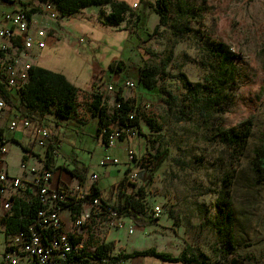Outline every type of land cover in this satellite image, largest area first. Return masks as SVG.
Instances as JSON below:
<instances>
[{
    "label": "rangeland",
    "instance_id": "obj_1",
    "mask_svg": "<svg viewBox=\"0 0 264 264\" xmlns=\"http://www.w3.org/2000/svg\"><path fill=\"white\" fill-rule=\"evenodd\" d=\"M103 12L108 13L109 7L100 6L98 11L101 28L110 25ZM154 16L148 18L150 31L156 26ZM135 38L138 41L124 48L119 61L124 59L126 68L131 64L157 66L160 89L144 92L136 84L125 88V97L137 96L142 106L145 135L138 136L135 150L139 155L168 153L143 201L150 208L162 206L160 220L183 223L189 234L195 233L194 240L209 250L211 261L221 259L224 250L232 253L230 242L241 254L261 256L264 181L255 180L251 162L254 149L264 145V0H172L169 23L160 33L147 42ZM120 50L112 49L110 57ZM119 61L110 66L124 84L132 76H125ZM113 85L114 91L107 95L112 101L118 88ZM91 91L81 93V103L90 98ZM115 104L111 103L110 110ZM246 122L252 130L245 148L228 147L222 132ZM56 131L57 137L65 138L60 159L75 155L83 162L79 165L88 167V175L100 173L102 187L109 189L124 176L127 155L122 150L111 156L106 151L94 153L98 141L91 127L69 124ZM114 157L117 164L111 163ZM102 159L108 164L101 165ZM226 185L230 188L227 194ZM108 232L100 234L106 237ZM118 234L115 249L122 253L157 248V233L143 235L136 228L129 234L118 228ZM0 241L3 243L1 234ZM237 264H264V257L259 262L243 259Z\"/></svg>",
    "mask_w": 264,
    "mask_h": 264
},
{
    "label": "crops",
    "instance_id": "obj_2",
    "mask_svg": "<svg viewBox=\"0 0 264 264\" xmlns=\"http://www.w3.org/2000/svg\"><path fill=\"white\" fill-rule=\"evenodd\" d=\"M118 1L127 3V5L133 10L137 11L144 10V8L147 7L146 3L156 2V0ZM46 2H51L56 6L51 0L0 1V27L4 22L2 17L4 12L11 10L17 11L20 9H27L29 12L31 10H36L34 13L30 12V14L37 26L47 27L43 28L47 32V44L31 58V63L33 65L62 74L68 81L83 90L82 93L90 92L92 90L93 82L98 77H104L109 83H120L122 77L117 78L116 71L110 65L121 59L120 54H124V48H128L129 45H134L135 43L134 39L137 31L136 27L129 22L130 16L126 17L120 25H102L103 28H101L97 25V16L100 6L93 4L82 8L80 12L78 11L75 13L76 15L73 14L69 16H63L58 10L60 15H58L57 18H51L44 9ZM134 3H138L137 8H133ZM108 7L110 11V6ZM146 12L149 13V18L157 13L153 11L150 12V8L148 7L146 8ZM154 17V21L157 19L156 25L159 24L160 16L159 18L156 15ZM147 27L148 29L150 28V26ZM119 47L121 48V52L119 54L115 52L112 57H110L112 49L116 50ZM106 73L109 74L111 78L106 76ZM120 73L122 74L121 71ZM121 83L123 84V82ZM14 94L17 95L16 93ZM112 100L113 99H108V97L105 98V103L108 107V114H111L112 111L110 110L111 103L112 105L116 103V100ZM78 103V110L70 118L61 119L56 115L55 111H50L48 113H33L31 116L32 118L28 117L32 123L30 128H24L19 125L15 131L9 129V124H11L16 117L15 113L10 110L11 108L8 104L5 108L0 109V133L4 138L3 141L8 146V153L3 156L5 166L9 170L8 172L12 173V175H22L23 170L21 169V163L25 160L32 166L50 167L55 170L51 181V187L53 189L76 190L79 187H89L90 175L87 176L85 185H81L79 179L71 174L70 170L74 168L75 163L83 164V162H80L75 155H72L73 157L70 158L64 157L63 159H60V157H54L55 150L59 151L61 154L60 148H62V141L65 139H62L60 136L57 137L58 131H56V129L57 127H60L61 130H63V128L69 126V124L75 125L76 128H85L87 126L92 128L94 136L98 141V146L94 153H97L98 151H106L107 154L111 156L116 150H122L126 154L125 148L128 143H131L134 148L135 146L137 147L140 142L137 139L138 137L131 138L130 140L122 139L116 144L111 154L110 150L107 151L105 149L104 140L98 132L100 122L99 116L95 115L93 112L92 96L86 99L85 103H81V100H79ZM40 126L49 128L52 134L49 141H47V146L45 148L41 147L37 149L36 133ZM53 126L55 131H53ZM100 139L101 142L99 141ZM74 146H76V144H74ZM125 164L127 170V161ZM95 172L98 173L99 176V180L95 184V187L99 188L103 199H105L107 203L112 204L115 199L114 191L116 188L114 186L124 178L126 172L124 176L114 182L109 189L102 187L100 184V173L97 171ZM26 193L27 192L22 193V195H25ZM73 199L74 201H79L77 192ZM90 199L89 196L88 200H86L87 202H82V204L79 205H74V203L69 202L64 206L62 214L66 225L72 220V212L79 211L83 206L88 205ZM129 221L132 223L131 220ZM176 223L177 222L172 219L165 220V222L159 220L154 226L151 225L138 228L136 225V228L142 232L143 235H155L154 233H157L156 236L158 243L155 246L159 248V250L166 251L174 256L181 254L187 245L199 247L201 250L209 254L207 248L194 240L193 236L195 233L192 235L189 234L183 223H179L178 225ZM97 227H99V229ZM103 230L110 232H108V236H103L104 238L101 236ZM119 237L118 228L109 227L105 217H95L88 222L87 234L84 236V240L86 241L89 252H93L96 250V246L101 242L114 241L116 243V241L118 242V240H120ZM160 240L162 242V247L159 245V243H161ZM115 248L110 254H120V256L129 254L125 251L123 253L117 251ZM134 251L139 250H136L135 248L130 251V253H133ZM124 264H183V262H169L152 255H147L130 257L125 260Z\"/></svg>",
    "mask_w": 264,
    "mask_h": 264
},
{
    "label": "trees",
    "instance_id": "obj_3",
    "mask_svg": "<svg viewBox=\"0 0 264 264\" xmlns=\"http://www.w3.org/2000/svg\"><path fill=\"white\" fill-rule=\"evenodd\" d=\"M9 1V0H0ZM63 16H69L77 13L82 8L95 4L96 6H110L108 13L103 12L105 22L110 25H120L126 17L130 16V23L136 27V35L142 42L154 38L160 33L162 26L169 23L170 18V2L172 0H156L153 3H146L150 8V12H157L160 16L159 24L152 31L148 29L149 13L144 10H133L127 3L118 0H51ZM36 10H31L34 13ZM135 43L138 41L134 39ZM170 61H166L164 68L169 65ZM124 60L119 61L118 66L125 72V76H132L136 86L142 91H160L157 89L156 76L158 74L157 66L129 65L125 66ZM112 67V66H111ZM118 86L116 92V104L111 114H108V107L105 103L103 94H97L92 90V106L95 115L99 116L100 127H98L99 135L102 136L104 144H108V133L103 130L110 131L111 127L116 125L135 126L139 136L145 135L141 125V102L136 98L125 97V83L116 84ZM83 90L71 83L60 73L46 70V68L33 65L30 69V77L25 87L17 95L14 94L5 84L0 82V96L6 101L11 108L10 110L19 117H31L33 113H48L55 111L56 115L61 119H67L73 116L78 110L79 96ZM32 118V117H31ZM252 126L249 122L242 123L237 127H232L229 130L222 132V140L228 147H238L244 149L247 145L248 137L251 135ZM168 153L166 150L154 153L142 154V170L139 178V183H132L128 179L130 168L126 170V174L114 187L116 190L115 199L112 202L113 207L120 213L121 216L129 219L138 227H147L156 225L159 218H153L148 215L147 209L150 208L143 201L147 186L153 180V175L161 166L163 160L166 159ZM252 170L256 176L257 182L264 181V145L258 146L253 151L251 162ZM71 174L79 179L81 185H85L89 173L88 167L85 165H74ZM148 173V175H147ZM147 175V177L143 176ZM114 190V188H113ZM229 186H225V194L229 193ZM26 193L23 196L16 198L13 205V215L1 221L6 228L8 234H14L21 230L28 229L37 215V210L40 208V202L37 200L27 201ZM91 199L101 198L104 202L99 188H94ZM107 203V202H106ZM66 206V204H64ZM114 241L101 242L96 246V250L89 252L87 249L82 255L72 257L69 264H110L105 263L103 259L110 257V253L115 248ZM230 247L233 250L231 253L224 250L217 262L211 261L209 254L201 250L199 247L187 245L184 251L178 256H174L166 251H158L155 247H150L144 251H134L133 253L118 255L121 264L130 257H139L152 255L162 260L169 262H183V264H237L239 260H250L259 262L264 257V249L261 251V256L256 257L255 254L249 252L241 254L235 250V245L230 242ZM234 255V258L231 256Z\"/></svg>",
    "mask_w": 264,
    "mask_h": 264
},
{
    "label": "built area",
    "instance_id": "obj_4",
    "mask_svg": "<svg viewBox=\"0 0 264 264\" xmlns=\"http://www.w3.org/2000/svg\"><path fill=\"white\" fill-rule=\"evenodd\" d=\"M138 3L133 4L137 8ZM45 11L51 18H57L59 11L57 7L46 2ZM3 25L0 27V82L10 90L18 94L25 87L30 77V69L33 64L31 58L46 46V36L42 35L44 26H37L27 9L11 10L2 14ZM135 87L133 80H127L125 88ZM114 85L104 77H98L93 82L92 90L97 94H103L104 98L114 91ZM6 101L0 98V109L5 108ZM30 128L32 125L28 117L16 116L9 124V129L15 131L18 126ZM108 133V151L114 148L120 140H130L139 136L135 126L116 125L111 127ZM51 131L45 126H40L36 133V144L46 147L51 138ZM0 133V264H69L70 259L82 255L87 251L84 236L87 234V225L95 217H105L109 227L125 228L129 234L135 232L134 223L127 222V218L113 207L112 204L104 202L101 198L90 199V203L83 206L79 211L72 212L69 229L66 228L63 217L64 204L69 202L74 205L87 202L92 194L95 184L99 180L98 173L90 175V186L78 189L59 190L51 187V181L55 170L50 167H37L22 161V175H12L5 166L4 157L8 153V146L3 141ZM127 164L130 168L128 179L132 183H139L142 170V155L135 150L131 143L125 148ZM54 157H61L60 152L55 150ZM117 157L112 158L111 163L117 164ZM101 165L108 162L100 161ZM28 193L27 201H39L41 204L37 215L28 229L14 234H8L2 225L3 219L13 215V205L16 198ZM77 192L79 201H74ZM163 211L162 206L147 209L148 215L159 218ZM119 254H110L103 259L105 263L121 264Z\"/></svg>",
    "mask_w": 264,
    "mask_h": 264
},
{
    "label": "bare ground",
    "instance_id": "obj_5",
    "mask_svg": "<svg viewBox=\"0 0 264 264\" xmlns=\"http://www.w3.org/2000/svg\"><path fill=\"white\" fill-rule=\"evenodd\" d=\"M42 35H47V32H46L45 29H43V31H42Z\"/></svg>",
    "mask_w": 264,
    "mask_h": 264
}]
</instances>
